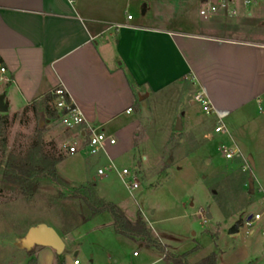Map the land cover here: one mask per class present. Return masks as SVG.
Masks as SVG:
<instances>
[{
	"label": "rangeland",
	"instance_id": "obj_1",
	"mask_svg": "<svg viewBox=\"0 0 264 264\" xmlns=\"http://www.w3.org/2000/svg\"><path fill=\"white\" fill-rule=\"evenodd\" d=\"M199 1L190 0L188 12L183 15L182 0H171L165 8L159 7V16L164 14L171 27H178L186 18L196 26L209 28V23L198 22ZM145 5L149 6L146 16L150 18L153 0H139L131 13L142 16ZM251 10L252 17L218 14L213 21L223 28L220 34L240 35L243 30L248 38L264 41V5ZM6 89L7 82L0 80V94ZM194 95V90L186 86L176 119L171 102L160 101L155 114L139 127L144 136L138 146L129 145L96 163L92 160L95 156L86 152L67 157L59 163L58 171L69 179V187L57 188L43 179L31 198L23 196L16 185L0 180V264H20L28 250L36 251L38 245L28 247L26 236L29 226L39 220H47L58 232L62 231L59 226L74 227L68 235L60 234L65 254L82 264H174L166 261L158 249L118 235L108 211L84 220L88 206L70 193L74 185L89 182L94 183L97 198L117 204L132 222L141 212L153 235L169 251H191L187 258L191 264L212 252L217 254L219 264H264V98L230 120L235 124L231 137L215 132L214 115L207 114ZM42 100L15 112L19 97L9 90L8 152L24 155L42 126L45 149L67 156L62 142L75 134L61 131L58 121L48 119ZM50 105L54 107L55 102ZM178 121L182 124L180 130L176 129ZM203 126L201 135L199 129ZM222 144L238 147L241 155L225 159L219 151ZM0 158H4L1 150ZM99 167L104 175L98 174ZM125 168L128 175H122ZM136 178L139 186L128 188L127 181ZM207 210L211 217H207ZM257 213L261 219L247 225V218ZM241 216L244 224L239 232L229 234V228ZM21 234L24 238L20 240Z\"/></svg>",
	"mask_w": 264,
	"mask_h": 264
},
{
	"label": "crops",
	"instance_id": "obj_2",
	"mask_svg": "<svg viewBox=\"0 0 264 264\" xmlns=\"http://www.w3.org/2000/svg\"><path fill=\"white\" fill-rule=\"evenodd\" d=\"M170 1L153 0L148 18V5L140 17L131 13L139 0H0V56L8 86L1 93L6 94V101L10 89L19 97L15 111L19 112L41 99L44 102L46 95L63 87L83 113L85 128L101 129L116 138L114 145L94 155V163L133 147L134 133L144 119L155 114L163 99L171 102L174 119L178 118V103L186 86L205 93L212 105L209 114L217 122L221 119L225 133L232 137L235 124L230 120L264 98V41L248 38L243 30L240 35L220 34L223 28L213 17H252L251 8L257 7L237 3V14L221 10L208 19L199 13L198 22L209 23V28L186 18L171 27L158 11ZM182 2L184 15L190 0ZM141 97L147 103V117ZM119 143L122 146L115 148ZM85 152L67 154L65 159ZM40 223L55 228L39 220L28 230ZM59 227L61 232L55 229L60 236L74 229ZM65 250L66 245L65 263L75 264L76 258L71 259ZM57 255L53 248L38 245L32 257L37 264H56ZM32 257L20 259V264Z\"/></svg>",
	"mask_w": 264,
	"mask_h": 264
},
{
	"label": "trees",
	"instance_id": "obj_3",
	"mask_svg": "<svg viewBox=\"0 0 264 264\" xmlns=\"http://www.w3.org/2000/svg\"><path fill=\"white\" fill-rule=\"evenodd\" d=\"M0 65H3L1 56ZM54 97L51 94L46 95L44 103H46L45 109L48 119L57 121L61 114L66 113V110L58 111L55 106L51 107L50 102L53 101ZM66 99L70 102L69 97L66 96ZM8 119L7 113H0V150L4 157L0 158V180L16 185L23 196L31 198L39 191L43 179L50 180L57 188L69 187L70 181L58 171V165L65 159V155L62 152H52L45 149V127L41 126L37 129L35 141L27 148L24 155H19L7 150L6 128L9 122ZM143 136L144 130L138 128L134 133V146L141 143ZM72 188L70 196L81 199L89 208V214L83 218L84 220L108 211L112 215V226L117 234L143 241L145 245L158 249L168 262L191 264L187 259L191 251L181 254L169 251L167 246L153 235L149 223L141 212L132 222L117 204L97 198L94 183L77 185ZM60 193L63 192L60 191ZM33 254L34 252L31 249L28 250L30 257ZM27 264H37V261L32 257ZM56 264H66L63 254L57 255ZM194 264H219L218 256L215 252H212Z\"/></svg>",
	"mask_w": 264,
	"mask_h": 264
},
{
	"label": "built area",
	"instance_id": "obj_4",
	"mask_svg": "<svg viewBox=\"0 0 264 264\" xmlns=\"http://www.w3.org/2000/svg\"><path fill=\"white\" fill-rule=\"evenodd\" d=\"M237 3H241L244 7H259L264 5V0H204L201 4L199 13L204 19L212 17V15L221 10L229 11L232 15H235L238 12ZM128 18L131 19L132 15H128ZM5 73L6 68L0 65V80H6L4 77ZM52 94L55 96V108L58 111H62L63 109L66 110V113L61 114L60 118L57 120V125L64 131H75L77 133V135L65 138L62 142V148L67 154L72 155L81 150H85L88 155L94 156L104 150L107 145H114L116 143V138L106 133L104 130L85 128L83 113L71 101H67V93L63 87H57L52 91ZM193 99L202 105L207 114L212 111V105L203 91L196 92ZM130 111L131 109H128V112ZM215 132H226V127L221 119L217 122ZM219 151L222 156L228 160L241 155V151L238 147H231L226 144L220 145ZM104 173L102 168L98 170V174L104 175ZM128 174V169L125 168L122 170V175ZM137 180L136 178L134 181H127V187L130 189L137 188L139 186ZM260 219L261 214H254L250 220L247 219L246 224L252 226L254 221ZM74 263L79 264V260L75 259Z\"/></svg>",
	"mask_w": 264,
	"mask_h": 264
},
{
	"label": "water",
	"instance_id": "obj_5",
	"mask_svg": "<svg viewBox=\"0 0 264 264\" xmlns=\"http://www.w3.org/2000/svg\"><path fill=\"white\" fill-rule=\"evenodd\" d=\"M141 97V106L143 110V116H149L147 103ZM9 111V105L6 101V94H0V113H7ZM177 130L181 129L180 121L177 122ZM250 163L253 165V160L249 158ZM250 191H253V184L250 183ZM207 217H211L209 210H207ZM252 216L250 215L247 219L250 220ZM244 224V218L241 216L228 230L229 234L238 233L240 227ZM26 241L28 247H33L35 245L47 246L53 248L56 253L62 254L65 248V242L56 229L46 223H40L38 225L32 226L27 233Z\"/></svg>",
	"mask_w": 264,
	"mask_h": 264
}]
</instances>
